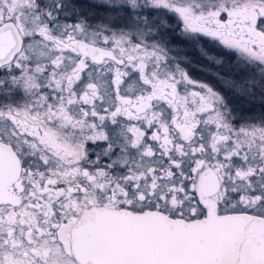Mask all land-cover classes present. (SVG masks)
Wrapping results in <instances>:
<instances>
[{"label": "snow or ice", "instance_id": "obj_1", "mask_svg": "<svg viewBox=\"0 0 264 264\" xmlns=\"http://www.w3.org/2000/svg\"><path fill=\"white\" fill-rule=\"evenodd\" d=\"M90 2L0 0V264H264V0Z\"/></svg>", "mask_w": 264, "mask_h": 264}, {"label": "rangeland", "instance_id": "obj_2", "mask_svg": "<svg viewBox=\"0 0 264 264\" xmlns=\"http://www.w3.org/2000/svg\"><path fill=\"white\" fill-rule=\"evenodd\" d=\"M89 2H90V0H89ZM175 42L176 41L174 40L173 43H175ZM205 47H208V45H205ZM190 53L191 54H195L196 53L197 56H198V59L200 60V62H203V63L205 62L206 65H209V66H207V68H210L211 71H212V68L216 67V66L211 65L209 63V60L204 55L201 54L199 49H197L195 47H192V46H185V50L179 54L181 57L185 58V62L181 64V67L185 71L188 72L189 76L193 80H196V81L201 82V83H208L210 85H214L217 89H219V90H221L223 92L224 90L222 88H220V84H216V82H215L217 80L216 77L214 75H211L208 72L202 70V69H206V67L203 68L201 65L197 66V65H195V63L193 61H191L192 55H190ZM208 54L209 55H220V52L217 49H215V48H211ZM172 55H176V53H172ZM215 71L216 70H214L212 72H215ZM217 82H218V80H217ZM225 93H228V92H224V94ZM252 106L257 109L259 107V103L258 104H254ZM246 112H248V111H246Z\"/></svg>", "mask_w": 264, "mask_h": 264}, {"label": "trees", "instance_id": "obj_3", "mask_svg": "<svg viewBox=\"0 0 264 264\" xmlns=\"http://www.w3.org/2000/svg\"><path fill=\"white\" fill-rule=\"evenodd\" d=\"M81 7L87 9L88 11H94L96 13V20H99V18L101 17V15L106 11L105 9L103 8H95L93 6V3L89 2V0H81ZM170 23H172V21H169ZM192 55L191 57V61H193L195 63V65H203V67L207 68V66L209 65H206V63L204 62H200V60L198 59V56L197 54H191ZM203 63V64H202ZM215 69H212V71H214ZM222 71V69H220ZM221 74V72H220ZM243 74V73H242Z\"/></svg>", "mask_w": 264, "mask_h": 264}, {"label": "flooded vegetation", "instance_id": "obj_4", "mask_svg": "<svg viewBox=\"0 0 264 264\" xmlns=\"http://www.w3.org/2000/svg\"><path fill=\"white\" fill-rule=\"evenodd\" d=\"M201 66L203 67V65H201ZM203 68H204V67H203ZM212 69H215V70H216L215 72H219V73L221 72V75H224L227 71H229L227 68L222 69V71L220 70L221 68H217V67H214V68H212ZM232 71H233V73H235V70H234V69H233ZM240 75H243V74L240 73ZM215 82H216V84H220V82H219V81L217 82V80H216ZM225 95L231 97V93H225ZM231 102H232L237 108L242 109L244 112L255 110L256 108L253 107L252 105H254V104H258V103H259V102L257 101V102H255V103H253V104H251V105L245 106L244 104L241 103V100H240V99H237V98H235V97H232ZM248 108H249V109H248ZM254 108H255V109H254Z\"/></svg>", "mask_w": 264, "mask_h": 264}]
</instances>
